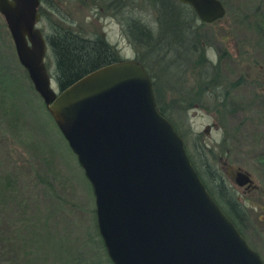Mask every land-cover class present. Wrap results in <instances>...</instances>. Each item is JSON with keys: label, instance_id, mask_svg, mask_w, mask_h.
I'll use <instances>...</instances> for the list:
<instances>
[{"label": "rangeland", "instance_id": "374dc122", "mask_svg": "<svg viewBox=\"0 0 264 264\" xmlns=\"http://www.w3.org/2000/svg\"><path fill=\"white\" fill-rule=\"evenodd\" d=\"M50 1L41 5L46 15L37 25L44 35L60 24L106 40L123 60H143L191 164L212 192L220 177L224 198L237 204L236 227L264 263V0H219L226 16L201 26L202 55L212 62L203 67L206 76H213L212 66L219 63L220 89L231 91L223 107L210 95L187 104L198 73L192 62L161 71L173 53L165 56L164 48L158 49L156 63L131 43L125 18L137 19L157 40L158 22L148 0H120V7L114 6L120 13L107 8L108 0ZM45 54L58 91L51 53ZM238 170L251 174L256 189L234 183ZM94 201L77 159L19 65L0 15V264H111L96 231Z\"/></svg>", "mask_w": 264, "mask_h": 264}, {"label": "water", "instance_id": "95a60500", "mask_svg": "<svg viewBox=\"0 0 264 264\" xmlns=\"http://www.w3.org/2000/svg\"><path fill=\"white\" fill-rule=\"evenodd\" d=\"M204 24L219 0H176ZM39 0H0L19 65L88 180L97 232L111 264H264L208 192L179 133L156 107L139 60L106 64L53 89L37 27ZM234 183L250 188L246 172Z\"/></svg>", "mask_w": 264, "mask_h": 264}, {"label": "trees", "instance_id": "16d2710c", "mask_svg": "<svg viewBox=\"0 0 264 264\" xmlns=\"http://www.w3.org/2000/svg\"><path fill=\"white\" fill-rule=\"evenodd\" d=\"M39 1L42 5L46 4L48 6L51 2L50 0ZM117 1L119 2L120 0ZM148 3L150 7L153 8L156 22H158L159 33L158 37H156L157 40L153 38L151 29L143 28L137 19L125 18L127 29L129 30L128 34H130L128 37L131 39V43L134 46L145 49V57L152 54L155 59V52L163 48L165 50V56L169 53H173L174 56L169 62L163 60V64L161 65L162 69L159 67L161 71L167 70L173 66L177 68L180 62L184 60L189 63L192 62L193 65L191 68L198 73L185 97V99L187 98L188 105L191 106L193 103H199L206 95H210L211 97L215 96L220 106H225L226 102L230 99L229 95L231 91L226 90V88L220 89V87L223 86L224 79L222 80V78L218 76L219 63H215V65L212 66L215 68V73L210 78L206 76L207 72L203 69L206 63L212 64L209 59L202 55L201 36H199V34L201 26L205 24L198 20L190 7L183 6L176 2V0H148ZM117 7H120V5ZM117 7L113 8L108 6L107 8L112 11H114V9L118 10V13H120V8ZM39 12L42 17L46 15L42 7L39 9ZM45 37L54 64L52 75L60 90H63L65 87L75 82V80L99 67L123 60L119 56L117 50H114L112 45L106 40L104 41L98 37L91 39L81 36L75 31L66 29L62 27V25L60 26V24L52 26L51 34ZM138 60L141 63L143 62L142 59ZM155 62L157 63L156 59ZM149 76L150 79H152V89L154 91L156 107L158 111L167 118L162 107V91L158 88L156 81H154V76L151 74H149ZM239 82H241V80L231 84L230 88H235L234 86L238 85ZM210 87L213 88L212 92H210ZM167 89L170 90L169 88ZM176 131L178 133L177 129ZM180 136L182 138L181 134ZM196 171L209 193L236 226L233 215L236 216L238 213L237 204H235V201L231 198H224L222 194L224 184H222L220 177L218 175L215 176V180L213 181V183L216 184L215 192H212L211 188L208 186L209 184H206L203 176L199 173V170ZM238 230L240 232L239 228Z\"/></svg>", "mask_w": 264, "mask_h": 264}, {"label": "flooded vegetation", "instance_id": "af4514ba", "mask_svg": "<svg viewBox=\"0 0 264 264\" xmlns=\"http://www.w3.org/2000/svg\"><path fill=\"white\" fill-rule=\"evenodd\" d=\"M39 2H40V1H39ZM101 2H102V3H107V0H101ZM119 3H120V1L118 2L117 0H108V3H107L106 6L114 7V6H118ZM41 5H42V4H41V2H40L39 9L41 8ZM39 9H38L37 13L40 14ZM41 18H42V16H41V14H40V20H41ZM40 20H39V23H40ZM39 23H38V24H39ZM39 30H40V29H39ZM43 34H44V33H43ZM44 36H46V35H44ZM45 40H46V37H45ZM47 49H48V45H47ZM46 51H47V50H46ZM247 174L249 175V177H250V179H251V185H250L249 191H250V190H253V189H256V186H255V184H254V182H253V178H252L251 174H250V173H247Z\"/></svg>", "mask_w": 264, "mask_h": 264}]
</instances>
